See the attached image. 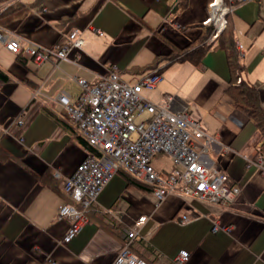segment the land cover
<instances>
[{"label":"crops","instance_id":"crops-1","mask_svg":"<svg viewBox=\"0 0 264 264\" xmlns=\"http://www.w3.org/2000/svg\"><path fill=\"white\" fill-rule=\"evenodd\" d=\"M177 1L0 0V33L45 49L64 44L72 30L83 40L68 61L51 58L41 68L22 53L11 54L0 41V69L10 78L0 83V147L8 155L0 161V264H114L124 232L141 216L147 220L133 250L147 264H173L181 250L189 254L185 264H264V175L246 167V160L260 156L259 135L225 93L229 70L220 49L210 50L196 66L158 64L154 69L161 81L143 94L172 112H187L217 141L207 158L227 174L229 185L239 187L236 203L226 208L173 194L157 205L151 191L130 185L118 172L91 207L88 224L70 243L60 244L69 226L55 219L67 201L62 179L88 153L74 139L55 97L65 91L74 101L80 90L73 78L93 83L112 66L121 79L126 74L134 82L153 69L137 73L132 67L195 42L212 0H187L180 11ZM229 21L240 80L257 91L264 108V0L238 2ZM161 157L153 166L166 174L172 165L166 167ZM45 173L55 189L38 180Z\"/></svg>","mask_w":264,"mask_h":264},{"label":"built area","instance_id":"built-area-1","mask_svg":"<svg viewBox=\"0 0 264 264\" xmlns=\"http://www.w3.org/2000/svg\"><path fill=\"white\" fill-rule=\"evenodd\" d=\"M243 1L246 0H212L208 4L207 16L201 24L211 29L206 44L217 38L225 28L227 14ZM95 32L101 35L98 30ZM0 41L11 54L27 56L36 68L51 58L68 61L69 52L81 48L83 43L77 30L69 32L66 42L54 49L42 48L4 32L0 33ZM72 80L80 90L78 97L71 101L65 91H60L55 102L94 152L88 153L73 173L62 179L67 201L57 209L55 219H65L69 226L60 244L70 243L88 224L87 211L120 171L151 188L157 205L173 194L226 208L236 203L239 187L229 185L227 174L207 158L208 150L217 141L187 112H172L166 104H154L144 97L145 90L154 89L161 81L158 69L142 74L133 83L122 80L115 66L93 83L80 78ZM159 155L171 160V169L166 174L153 166ZM246 167H256L264 175V152L256 160H246ZM54 177L59 179L60 175ZM146 220L145 216L139 217L124 232L114 264H147L133 250ZM181 220L187 222L185 216ZM218 230L220 227L214 224L212 232ZM188 259V252L181 250L173 258V264H185Z\"/></svg>","mask_w":264,"mask_h":264},{"label":"trees","instance_id":"trees-1","mask_svg":"<svg viewBox=\"0 0 264 264\" xmlns=\"http://www.w3.org/2000/svg\"><path fill=\"white\" fill-rule=\"evenodd\" d=\"M186 5L187 0H178L177 10H184ZM210 36L211 29L204 28L202 35L187 47L180 50L173 48L169 53L155 57L149 64L143 67H132L130 69V72L141 73L149 69H154L158 64L162 62L170 63L175 61H186L196 66L201 63L202 59L210 50L220 49L224 51L226 54L229 70V81L228 86L225 89V93L232 101L233 107L241 112L246 117L247 121L252 123L255 127L259 135L257 154L260 155L262 152H264V108L260 104L257 91L253 87L246 84L244 81L240 80V72L242 66L239 62L238 53L236 52L235 38L231 23L229 21V14H227L226 16L225 28L221 31V33L214 41H212L210 44H206V41ZM9 79L10 78L8 77V75L0 69V83H5L9 81ZM45 113L52 117L55 121L60 123V125L67 126L66 124L68 123L64 119L57 116L49 109H45ZM64 121L66 124L64 123ZM71 132L76 142L82 148H84L87 153L94 152V150L78 135L73 126H71ZM7 158V153L3 148L0 147V161H4ZM122 173L126 181L130 185L143 191H151V188H149L148 186L137 182L126 173ZM38 180L45 183L47 186H50L52 189H55L51 182V179L49 178V174L45 173L44 175L39 176ZM90 209L87 211V215H89Z\"/></svg>","mask_w":264,"mask_h":264},{"label":"rangeland","instance_id":"rangeland-1","mask_svg":"<svg viewBox=\"0 0 264 264\" xmlns=\"http://www.w3.org/2000/svg\"><path fill=\"white\" fill-rule=\"evenodd\" d=\"M126 74H124L123 75V77H122V80H124L125 82H128V83H133V80H129L126 76H125ZM149 91H147V90H145L143 93L145 94V93H148ZM143 94V95H144ZM145 97V96H144ZM146 98V97H145ZM147 99V98H146ZM148 100V99H147ZM149 101V100H148ZM151 102V101H150ZM161 161L164 163V165L167 167V166H169V168H170V166L172 165V163H171V160L169 159V157H167V156H164V155H162V157H161Z\"/></svg>","mask_w":264,"mask_h":264}]
</instances>
